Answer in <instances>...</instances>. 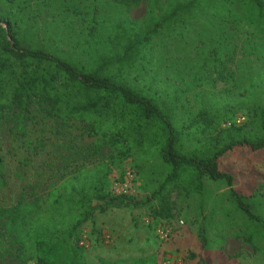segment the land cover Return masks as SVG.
I'll list each match as a JSON object with an SVG mask.
<instances>
[{"label": "trees", "instance_id": "trees-1", "mask_svg": "<svg viewBox=\"0 0 264 264\" xmlns=\"http://www.w3.org/2000/svg\"><path fill=\"white\" fill-rule=\"evenodd\" d=\"M31 1L39 0H0V260L13 248L16 264H164L163 245L169 239L128 260L122 252L132 254L137 236L129 230L116 241L117 229L98 216L150 207L154 221H169L175 215L173 192L204 200L211 197L209 183L227 188L221 193L227 204L220 218L216 209L204 218L199 244L186 252V264H211L206 253L223 250L237 213L245 224L231 233L257 249L264 215L255 208L258 196L264 197V181L252 193L242 192L221 160L241 146L264 149V101L252 97L258 81L249 78L242 91L252 106L250 126L237 123L235 109L227 104L215 114L207 104L195 111L185 102L215 74L221 80L233 76L219 51L229 33L218 36L182 88L164 83L153 62L159 40L184 37L200 22L209 31L216 18L230 21L237 11L251 27V37H264V0H115L124 8L146 2L147 12L141 20L118 17L109 24L97 9L79 10L91 21L101 49L99 59L89 62L29 32L14 8ZM79 152L99 162L92 178L83 176L84 161L70 162ZM135 153L158 174L144 198L108 190L105 159L124 160ZM85 226L107 242V251L91 261L87 248L94 242L83 237ZM129 226L137 229L134 218ZM97 247L96 241L93 253Z\"/></svg>", "mask_w": 264, "mask_h": 264}, {"label": "rangeland", "instance_id": "rangeland-1", "mask_svg": "<svg viewBox=\"0 0 264 264\" xmlns=\"http://www.w3.org/2000/svg\"><path fill=\"white\" fill-rule=\"evenodd\" d=\"M146 4L142 2L130 8H124L115 0H39L14 8V11L29 32L38 33V38L47 40L50 44L55 42L65 51L74 53L81 61L89 62L98 60L101 55L99 43L95 40L98 35L91 34V21L83 18L78 11L97 9L100 17H105L106 23L109 24L118 17L141 20L147 12ZM237 13L235 19L240 20L233 18L226 21L224 18L220 20L216 18V26L209 31L203 29V22H200L194 29L185 30L184 37L173 35L159 40L154 50L153 67L160 73L164 83L175 84L182 88L183 83L189 79V71L202 56L211 50L218 36L224 32L229 33L225 42L223 41L219 47V51L225 58L226 67L233 72V76L228 80H221L215 74L208 83L205 82L198 87L194 94H189L190 101L185 102L195 111L199 105L207 104L215 114H219V106L227 104L228 107L235 109L237 117L244 118L242 122L253 126L252 106L243 96L242 91L249 78H253L258 82L257 86L252 88V97L264 101V37H251L248 33L251 27L246 24L244 18L239 17L240 12L237 11ZM100 32L104 34L106 30L101 29ZM226 55H228L227 60ZM223 125H226V122ZM7 128L8 126L4 127L2 134L3 146L6 150L11 147ZM138 158L139 154L135 153L124 160L105 159L110 169L108 190L116 192L127 185L129 193L138 198H144L149 193V190L155 186L151 179L158 178V174L150 164ZM83 161L87 166L84 178H92L99 162L94 159L85 160L83 152H79L70 160L73 166ZM221 167L234 174L236 186L242 192L252 193L264 181V149L253 151L247 146H241L221 160ZM208 187L211 197L204 200L197 195L186 197L173 192L175 215L169 221L161 223L154 221L150 207L123 209V211L127 210L126 219L129 221L135 219L138 224L137 231H139L136 237L139 239L136 248L130 250L132 254L129 251V253L122 252L125 259L130 260L132 257L150 253L163 239H169L163 245V249L168 251L164 264H186V252L195 249L199 244L196 235L204 218L213 209L217 210V218H220L223 204H227V201L223 203L221 196V193L227 191L225 186L209 183ZM257 200L259 204L255 209L264 215V197L258 196ZM237 214L238 221L228 232L223 250L207 252L208 260L211 264H264V238H258L259 245L256 249L242 237H236L231 233L239 231L240 226L245 224V217L241 213ZM118 216L121 217V215ZM82 234L90 243L95 244L97 241V248L100 249L93 253L94 244L89 245L88 259L107 251L104 247L107 242L102 236L91 234L90 226H85ZM214 234L213 231L210 232V235ZM111 253L113 256L116 255L114 252ZM16 263L13 248L0 260V264ZM28 264H36V262L30 260Z\"/></svg>", "mask_w": 264, "mask_h": 264}, {"label": "crops", "instance_id": "crops-1", "mask_svg": "<svg viewBox=\"0 0 264 264\" xmlns=\"http://www.w3.org/2000/svg\"><path fill=\"white\" fill-rule=\"evenodd\" d=\"M127 210L123 211V210H114V211H110V212H106L104 214H101L100 216H98V221L99 222H105L106 225H108L111 228H116L117 232L115 233L113 238L117 239H123V236H125L126 234H129V230L132 231V235L133 236H138L139 231H137V229L135 227L129 226L130 222L128 219H126L125 214H126ZM118 215H121V217H119ZM118 229L120 231H118ZM119 237V238H118ZM119 250V247H116L113 249L114 253H117Z\"/></svg>", "mask_w": 264, "mask_h": 264}, {"label": "built area", "instance_id": "built-area-1", "mask_svg": "<svg viewBox=\"0 0 264 264\" xmlns=\"http://www.w3.org/2000/svg\"><path fill=\"white\" fill-rule=\"evenodd\" d=\"M244 120V118L243 117H237L236 119H235V121L237 122V123H241L242 121ZM231 123V122H230ZM229 123V124H230ZM116 193H129V191H128V186L126 185V186H123L121 189H119L118 191H116ZM183 222V221H182ZM166 237H167V235H166Z\"/></svg>", "mask_w": 264, "mask_h": 264}]
</instances>
